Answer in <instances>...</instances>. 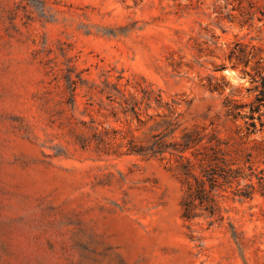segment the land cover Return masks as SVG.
Segmentation results:
<instances>
[{
    "label": "rangeland",
    "instance_id": "obj_1",
    "mask_svg": "<svg viewBox=\"0 0 264 264\" xmlns=\"http://www.w3.org/2000/svg\"><path fill=\"white\" fill-rule=\"evenodd\" d=\"M263 84L264 0H0V264H264Z\"/></svg>",
    "mask_w": 264,
    "mask_h": 264
},
{
    "label": "trees",
    "instance_id": "obj_2",
    "mask_svg": "<svg viewBox=\"0 0 264 264\" xmlns=\"http://www.w3.org/2000/svg\"><path fill=\"white\" fill-rule=\"evenodd\" d=\"M264 86V84H263ZM264 103V89L261 90L260 94L257 96V108ZM227 114L236 118L240 113H236L231 102L226 101ZM256 109V108H255ZM253 111V109H252ZM256 111V110H255ZM253 119L254 116H251ZM189 145L186 143V146ZM210 168L204 167L203 173L201 176L193 173V166L190 162H187L185 165V174H186V184H187V196L184 199L183 206V216L187 219H191L197 215L196 209L198 206H202L207 210L211 215L215 214V200H214V191L218 186V179L214 175L212 164L207 165ZM237 175H231L230 177H236ZM229 178V176H225ZM250 197V193L246 194Z\"/></svg>",
    "mask_w": 264,
    "mask_h": 264
}]
</instances>
